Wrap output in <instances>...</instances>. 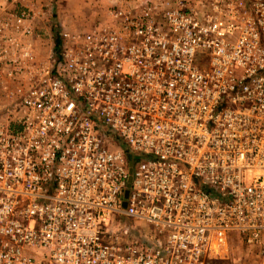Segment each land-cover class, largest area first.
I'll return each mask as SVG.
<instances>
[{"label":"built area","instance_id":"obj_1","mask_svg":"<svg viewBox=\"0 0 264 264\" xmlns=\"http://www.w3.org/2000/svg\"><path fill=\"white\" fill-rule=\"evenodd\" d=\"M30 1L0 20V71L26 72L0 93V264H213L234 234L262 242L264 0H116L43 64L53 0Z\"/></svg>","mask_w":264,"mask_h":264},{"label":"rangeland","instance_id":"obj_2","mask_svg":"<svg viewBox=\"0 0 264 264\" xmlns=\"http://www.w3.org/2000/svg\"><path fill=\"white\" fill-rule=\"evenodd\" d=\"M83 1L85 3V0H53V6L50 12H48L49 19L47 25L50 34H47V38L49 42H46V51H43L36 57L37 62L39 61L41 64L46 62L51 63V53L55 49L60 48L63 42V32L89 28L99 20V17H84L83 15H86L90 10H95V12L101 10V4L93 3L89 5L85 4L86 6L83 8L75 7L77 3L83 6ZM93 5L96 6L94 7ZM23 12H26V0H0V20L3 19L4 23L12 16L20 15ZM4 31L11 33L8 28ZM38 44L37 46H39ZM17 58L20 59L19 61L23 59L17 56L15 59L6 60L9 69L12 68L11 64H15L16 66L19 64L15 62ZM1 59L0 63L4 61ZM23 70L18 75L14 74L13 76L9 74L8 70L4 69L0 71V85H2L0 86V93L4 91L11 92V97L15 96L12 101H15L19 97V94L17 96L13 92H17L19 87H25L24 85H26V72ZM123 221L128 223L129 217H124ZM133 223L141 227L142 230H145L149 226L147 223L139 220H134ZM213 264H264V238L260 243H250L239 234L232 235L227 248L213 258Z\"/></svg>","mask_w":264,"mask_h":264},{"label":"crops","instance_id":"obj_3","mask_svg":"<svg viewBox=\"0 0 264 264\" xmlns=\"http://www.w3.org/2000/svg\"><path fill=\"white\" fill-rule=\"evenodd\" d=\"M116 0H85V3L84 1L82 2V4H84L83 6L82 5H79V3H77V5L75 6L76 8L77 7H80V8H83L84 6L86 5H89V4H93V3H100L102 6V9L101 10H97L95 12V10H90V12H87L86 15H83L84 17H99V19H102L106 16H108V8L113 4L115 3ZM31 1L30 0H26V3H30ZM86 4V5H85ZM97 5V4H96ZM96 5H93L94 7ZM86 13V12H84ZM49 14V13H48ZM48 19H45V20H42V21H39L37 26H38V29H39V33L40 35L36 38H34V40L36 39L37 42L39 43L38 45V53L40 55V53H42L43 51H46V42H49V39L47 38V34H50V30H49V27H48ZM48 40V41H47ZM49 49V47H48Z\"/></svg>","mask_w":264,"mask_h":264},{"label":"water","instance_id":"obj_4","mask_svg":"<svg viewBox=\"0 0 264 264\" xmlns=\"http://www.w3.org/2000/svg\"><path fill=\"white\" fill-rule=\"evenodd\" d=\"M128 193V191L126 192V194Z\"/></svg>","mask_w":264,"mask_h":264}]
</instances>
